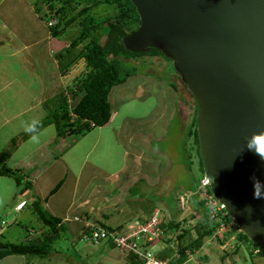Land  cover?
<instances>
[{
  "label": "crops",
  "instance_id": "1",
  "mask_svg": "<svg viewBox=\"0 0 264 264\" xmlns=\"http://www.w3.org/2000/svg\"><path fill=\"white\" fill-rule=\"evenodd\" d=\"M39 2L41 0H0V132H6L5 129L13 126L12 122L21 119L27 112L35 111L34 114L47 118L49 112L58 109L63 103L70 101L73 107L74 102H79L80 99V93L75 94L77 90H71L75 80H64L65 77H70L68 73L71 69L62 73L59 64V57L70 44V38H65V33L63 36L53 35L51 26L46 23L50 20L44 19L43 12L39 11ZM44 59H48L50 69L43 62ZM44 66L48 74L45 80L50 79L46 81V86L41 82ZM146 73L140 75L146 76ZM160 82L161 79L150 77L147 80L141 77L140 80L135 78L133 82L128 80L124 85L114 87L109 97L112 106L110 120L105 125L93 126L88 132L77 137L59 136L55 124L35 127L39 122L31 126L30 129L37 128L34 132H26L24 135L23 132H11L10 137H14L15 142H18L13 145L8 157L3 158L0 168L17 170L23 181L30 186L22 190L25 184L19 185L15 177L10 176L12 180L7 178V175H0V200L8 193L9 198L5 197V200L16 201L14 210L17 213L26 208L31 200L29 211L36 219L39 216L33 204L38 201L51 216L61 220L60 232L65 229V222H68L67 227L73 236L82 235L90 222H98L97 224L101 225V219H105V216L114 210L118 215L128 212L126 219L130 220L148 215L150 206L143 210L127 202L134 200L136 195L138 199L141 198L135 191V186L141 181L155 187L152 192L155 197L148 193L147 200L170 202L162 196L163 190L157 191L160 187V177H164L163 164L166 167L164 170L169 169L170 173L175 167L171 168L174 162L167 156V145L163 148L159 142L169 135V119L171 123L175 122L176 118L179 120L181 134L186 127L183 122L190 119L193 124L192 111L195 106L191 105L183 92L181 79L172 77L167 82ZM152 86H159V91H163L160 94L164 105H161L160 109L158 106L155 108L156 103L151 99ZM53 101H56L57 105ZM147 101L150 106L144 113L135 110L120 112L122 102L125 105L137 102L142 107ZM182 104L188 109L193 107L187 119L180 112ZM164 108H168V113ZM165 117L166 122L160 123ZM4 137L3 141H6L8 135L5 134ZM178 145L180 146V143ZM192 158L188 157V162L191 163L188 168L190 172L194 164ZM15 194H20V197L15 198ZM117 199L121 200L120 203L114 202ZM22 202L26 204L19 208L18 205ZM5 209V205H0V211ZM110 216L112 218V215ZM122 220L121 217L120 221ZM107 223L114 225L111 221ZM6 224L11 225V221ZM42 225V230L47 233L45 238L32 231L31 234L35 236L27 233L19 242H49L53 238L58 239L57 232L47 225ZM2 229L0 225V237L3 236ZM54 243V250L48 258L7 255L0 259V264H72V255L61 244L58 245L57 241L55 245Z\"/></svg>",
  "mask_w": 264,
  "mask_h": 264
},
{
  "label": "water",
  "instance_id": "2",
  "mask_svg": "<svg viewBox=\"0 0 264 264\" xmlns=\"http://www.w3.org/2000/svg\"><path fill=\"white\" fill-rule=\"evenodd\" d=\"M131 1L140 24L124 46L173 62L196 104L206 181L264 248V0Z\"/></svg>",
  "mask_w": 264,
  "mask_h": 264
},
{
  "label": "trees",
  "instance_id": "3",
  "mask_svg": "<svg viewBox=\"0 0 264 264\" xmlns=\"http://www.w3.org/2000/svg\"><path fill=\"white\" fill-rule=\"evenodd\" d=\"M47 4L48 11H45L39 5V11L44 12L43 18L51 21L56 19L57 21L51 26L52 33L55 36H63L64 33L69 35L75 34L74 40L67 46L65 52L59 57V64L62 73H65L74 65L78 60L85 59L87 63V72H82L81 76L74 81L71 90L75 91V94L80 93L79 102L73 107L68 102H65L58 109L49 112L47 118L39 123L37 127L55 124L57 133L59 136L75 135L76 137L88 132L93 126L105 125L111 118L112 106L109 100L110 93L114 87L124 85L131 77H135L139 72H148V68L145 63H137L135 60L144 56H162L165 57L161 51L152 49L148 52H132L128 50L123 44V38L135 30L140 24V17L137 12V8L131 0H85L90 6L84 7L76 14L71 15L67 20L66 16L77 9V5H73V2H81V0H42ZM61 4L58 6V2ZM111 4L115 7V12L104 16L103 20L98 21L92 13V9L99 6V4ZM117 10V11H116ZM74 29L68 30L65 27L62 28V24L65 21V26H72L75 22L78 23ZM78 26V27H77ZM76 29V30H75ZM69 31H74L70 33ZM78 33V36H77ZM77 36V37H76ZM105 40L103 41V39ZM80 44L83 46L81 47ZM167 58V57H165ZM135 59V60H133ZM169 59V58H168ZM132 60V61H130ZM135 61V64L140 67H133L129 62ZM178 73V72H177ZM179 74V73H178ZM179 78L180 74H179ZM183 82V81H182ZM183 84H185L183 82ZM186 85V84H185ZM187 86V85H186ZM195 104V103H194ZM196 107V104L194 105ZM194 107V110H195ZM72 108V110H71ZM72 113L75 115L73 117ZM196 114V111H195ZM196 119L193 121V125L190 128L189 137H193L195 144L198 147V153L200 156V169L204 172L203 160L200 155V141L198 135V122L197 114ZM41 124V126H40ZM94 124V125H92ZM69 134V135H67ZM187 167H191V163L187 164ZM0 175H7L15 177L19 185H24L22 190H25L30 184L23 181V177L20 176L17 170L11 168H0ZM208 191L213 194L209 184H207ZM190 191V189H186ZM153 191H151L152 193ZM191 192V191H190ZM199 194L194 191V194L190 197V202L195 208L193 217H197L196 223L193 228L183 229L182 227L186 223L184 219H179L180 206L179 198L175 197L172 203L167 200V204L152 202L147 206H150L148 215L151 214L154 207H158L166 213V220L163 222L162 227L166 232L175 233L176 230H183L182 233L177 236L173 241L172 238L169 242L178 241V249L181 251L182 258L177 260V264H182L188 258L186 250H190L192 253H197L204 245L205 239L211 238L215 235L220 227L222 221L225 223H233V219L222 210L219 212L221 216L220 221L214 220L211 217L210 206L206 200L200 199ZM152 196L155 197L154 193ZM173 198V196H172ZM160 202V201H158ZM34 209L38 213L39 220L50 227L55 233L59 232L62 228V222L59 218L51 216L38 201H34ZM202 210V211H201ZM169 215V218H167ZM106 220L111 216L106 215ZM143 220L144 218H139ZM132 220V219H131ZM102 227L107 229H121L125 222L112 225L102 220L99 222ZM233 229L225 232L224 237L220 238V241L224 243L229 237L236 235V244L234 247V253L241 255L245 258V253L242 250H246L251 258L264 254V249L259 253H255V248L260 247V243L254 242L249 239V236L239 229L235 224L232 225ZM194 229L196 237L191 234V230ZM56 233V234H57ZM50 240V239H49ZM238 240L241 241V245H238ZM253 244V245H252ZM111 245V244H109ZM8 247L7 250L0 251V259L7 255H26L30 257L48 258L53 252V246L46 242V240L35 241L28 240L20 243L2 242L0 241V247ZM245 246V249H243ZM111 247H114L111 245ZM175 248H167L164 251L159 252L160 257L164 258L166 255L174 252ZM227 253V252H226ZM229 253V252H228ZM202 255L201 259L205 262L209 260V257ZM252 260V259H251ZM127 261L129 264H143L139 261L138 255L128 254ZM252 264H257L256 261H252Z\"/></svg>",
  "mask_w": 264,
  "mask_h": 264
},
{
  "label": "rangeland",
  "instance_id": "4",
  "mask_svg": "<svg viewBox=\"0 0 264 264\" xmlns=\"http://www.w3.org/2000/svg\"><path fill=\"white\" fill-rule=\"evenodd\" d=\"M58 2V6L61 4V2ZM39 5L42 7V9L45 11H48L47 8V4L45 2H43L41 0V2H39ZM73 5H77V9L74 10L73 12H71L70 14H68L65 18V20H67L71 15L76 14L78 11L82 10L84 7L86 6H90V4H88L85 0H81V2H73ZM117 11V10H116ZM43 12V13H44ZM115 12V7L112 6L111 4H99L98 7L93 8L92 9V13H94L95 17H98L97 20L98 21H102L104 18V16H107L108 14L114 13ZM42 14V13H41ZM55 21H53V23H55L57 20L54 19ZM78 23L75 22L74 25L72 26H65V21L62 24V28H66L68 30H72L75 28V26L78 24L79 25V19H77ZM51 22V21H50ZM47 25H49L48 21L46 22ZM78 27V26H77ZM76 30V29H75ZM70 33H74V31H69ZM74 36L75 34L69 35V33H67V35H65L64 37L69 39V43H71L72 40H74ZM78 36V33H77ZM76 36V37H77ZM63 37V38H64ZM105 40V38L103 39V41ZM80 46L82 47L83 45L80 44ZM135 60V59H133ZM132 61V60H130ZM137 63H145L147 66V70L149 73H146V76L144 75H140L141 72H139V74L135 77H131L129 79V82H133V80L136 78V80H140L141 77L146 78L147 80L150 79V77L152 79H156L159 80L161 79V82H167L169 81L172 77L173 78H177L178 80L179 78V74L177 73V71L175 70V66L173 65V62L165 57L162 56H144V57H140L138 59L135 60ZM135 61L129 62L131 65H133V67H140L142 68V66H137V64H135ZM44 63H46L48 65V68L50 69V63L48 62V59H44L43 61ZM45 67V66H44ZM71 71L68 73L70 75V77H65L64 80L66 82L68 81H73V80H77L78 77L82 72H87V63L85 61V59H81L80 61L78 60L76 62V65H74L73 67L71 66ZM145 73V72H142ZM67 74V75H68ZM81 76V75H80ZM150 76V77H149ZM48 77L47 74V70L45 67V70L43 71V80L41 81L43 83L44 86H46V81H49L50 79L47 78L45 80V78ZM74 78V79H73ZM132 79V80H131ZM56 82V81H55ZM160 82V83H161ZM74 84V82H73ZM173 84V82H172ZM180 86L183 88V92L185 93V95L187 96V98L190 100L191 105L193 106L194 104V99L191 95V93L188 91V88L185 84L180 83ZM152 93H151V99L154 103H156L155 108L157 107L158 109H160L161 105H164L162 103V94H160L163 91H159V86H152ZM56 100V99H55ZM59 100V99H57ZM56 105L57 102L53 101ZM60 102V101H59ZM77 100L74 102V105L76 104ZM150 102L147 101L144 103V105H142V107H140L138 105L137 102H134L132 105H125L123 102L120 104V106L122 107V109L120 110V112L125 113V110L127 111H131L132 112L135 110L137 112L140 113H144L145 111H147L146 109L150 106L149 104ZM73 105V106H74ZM118 107V105H116ZM169 106H171V104H169ZM126 108V109H125ZM132 108V109H131ZM193 108V107H192ZM192 108L188 109V107H184V104L181 105L180 108V112L181 114L184 116L185 119H187L186 117H188V114L192 111ZM166 110V112L168 113V108H164ZM28 114H24L22 115L21 119H17L15 122L13 123V126L10 125L6 130V132H0V141L2 143V146H0V163L2 162L3 158L8 157V155L10 154V152L13 150V145L16 144V142H18L16 140H14V137H10V135L12 136L11 132H23L22 135H24V133L26 132H34L37 128L35 129H30L31 126L35 125L36 123H41L42 121L45 120V118L42 117V115H36L34 113H36L35 111H31V112H27ZM152 113L154 114V109H152ZM156 114V112H155ZM169 116V114H168ZM196 114H193V121L196 119ZM170 118V116H169ZM168 118V119H169ZM184 118L182 121H184ZM43 119V120H42ZM167 117L162 118L160 123L163 124V122H166ZM41 121V122H40ZM38 123V124H39ZM169 123V127H168V131L169 135H166V137L161 140L159 143L162 144L163 148H165L166 146V151H167V156L169 158H171V162L173 163V166H171V168L175 167L172 172L170 173L169 169H165L164 167L165 165L163 164V175L164 177H160L161 181H160V187L158 189L157 192H161V190H163L162 192V196L166 197L168 199H172L171 203L174 200V198L176 197V193H177V197L179 198V206H180V215H179V219L184 221L186 220V223L184 224V226L182 227L184 230L185 229H190L191 227L193 228L194 223H196L197 217H193V213L195 212V208L192 206L191 202H190V198L188 199V202L184 203V207L182 206V198H187V196H192L191 192H196L198 193L200 199L203 198V196H205V194H209V192L207 191V188L204 187V172L202 171V169H200V156L198 153V147L195 144V142H193V139H190L189 135H190V126H191V120L188 119L185 123V128L183 129V132L181 134V127H180V122L179 120L176 118L175 122L173 121L171 123V119H169V121L167 122V125ZM37 124V125H38ZM193 125V124H192ZM41 126V124H40ZM183 127V126H182ZM30 129V130H29ZM30 132V133H31ZM5 134L8 135V139H6V141H3V139L5 138ZM159 143L157 144V147L159 148ZM178 143H180V146L178 145ZM186 148V151H185ZM184 150V151H183ZM192 156V161H193V166H192V171L190 172L188 170V167L186 166V163L188 162V157ZM170 167V166H169ZM4 168H9V167H4ZM166 168V167H165ZM15 170V169H14ZM157 170V169H156ZM170 173V174H169ZM169 175V176H168ZM10 176H7V178ZM13 177V176H12ZM10 177L12 180L13 178ZM154 182V181H152ZM5 184H8V182H5ZM5 184H3V186H5ZM7 188V186H6ZM155 187H151L149 185H147V182H139V184L137 186H135V191L136 193H138V196L141 198H137L135 196L134 200L131 201H127L129 202V204H133L135 207H140L144 210V208L152 203V202H157V203H161L162 205H166L163 204L165 202H158V201H153V200H147V198H149V194L151 193V191H154ZM186 189H190V191H185ZM179 191V192H178ZM183 191V192H182ZM181 192V193H180ZM3 192H1L2 194ZM120 194V193H119ZM173 196V198H172ZM6 198H9L8 193L5 195ZM5 197H3L4 199L0 200V205H5L6 209L4 211H0L1 213V219H0V225H1V229L2 226V234L3 236L0 237V241L2 242H11V243H20L19 241H21V238L27 234L30 233L32 231L37 232V235H41L43 238H45V233L44 230H42L44 228V226L42 225L43 223L38 221V219H36V216L34 214L31 213V211H29V206L32 205V201L29 200V205L24 208L21 212H16L14 210V206L16 204V201L12 200V199H6ZM20 194H15V198H19ZM153 198V197H151ZM10 201V202H8ZM120 199L114 200V202H119L120 203ZM113 203V202H110ZM167 203V202H166ZM114 204V203H113ZM128 204V205H129ZM214 201L213 203L209 202V208L211 210V217L214 218L215 222L216 221H220L221 216L219 215V210H215L214 208ZM133 206V207H134ZM114 209V207H113ZM121 210V209H120ZM141 211V209H139ZM202 211V210H201ZM11 214V215H10ZM128 212H122L121 215H118V213H115V210L113 211V213H110V215H112L111 220H105L104 217L103 219H101L103 222H113L114 225H118L119 223H123L125 222V224L123 225V227H126V224L129 222H132L138 218H134L132 220L130 219H126L128 217ZM143 216L145 215V213H142ZM6 215V216H5ZM129 215H131L129 213ZM121 217L123 218V220L125 219V221H120ZM109 218V219H110ZM143 218H146L143 217ZM167 218H169V215H167ZM4 221V224H3ZM8 221H11V225H7L6 223ZM18 221V222H16ZM20 222V224H19ZM67 223L65 222V229L62 230V232H58L57 233V237L53 238L52 240L49 241V244L53 246V242L57 244H61L62 247L68 251L69 254L72 255V264H129L127 261V256L128 254H126L122 249L120 248H116V247H111V245L102 242V243H98V244H94L92 242H88L86 241L83 236H76V239H74L75 236H73L70 232H69V227H67ZM95 223V222H94ZM98 223V222H97ZM95 223V224H97ZM116 223V224H115ZM234 223H225L224 221H222L220 227L218 228L217 231V237H209L207 239H205L204 242V246L203 248L199 251V255H206L209 257V260L207 262H205V264H252V261H256L257 264H264V254H260L258 256H256L254 259L251 258L248 254V252L246 250H242L244 251V255L245 258H243L241 255H236L234 253V245L236 244L235 241V234L231 237H229V239H227L224 243H222L220 241V238L224 237L225 232L229 231L230 229H233V225ZM100 226V225H98ZM30 231H29V230ZM46 229V228H45ZM183 230H176L175 233H171L169 234V239L172 238V241L179 236L182 233ZM184 232V231H183ZM191 232H194V229L191 230ZM33 236H35V234H31ZM74 241V242H73ZM176 241V240H175ZM54 243V245H55ZM238 245H241V241L238 240ZM57 246V245H56ZM175 246H177V243L175 244ZM242 246V245H241ZM57 248V247H56ZM243 249H245V246H243ZM227 252V253H226ZM229 252V253H228ZM36 259V257H35ZM252 259V260H251ZM66 264H71L70 262H67Z\"/></svg>",
  "mask_w": 264,
  "mask_h": 264
},
{
  "label": "built area",
  "instance_id": "5",
  "mask_svg": "<svg viewBox=\"0 0 264 264\" xmlns=\"http://www.w3.org/2000/svg\"><path fill=\"white\" fill-rule=\"evenodd\" d=\"M49 26H52L53 21H49ZM204 181V187L207 184L206 179ZM190 198H182V206ZM204 199L208 200V203H213L214 209L222 211L224 205L217 202L213 196L205 194ZM186 202V203H187ZM184 207V206H183ZM166 220V213L160 208H155L152 213L144 218L143 220L137 219L127 224L125 228L117 229H106L97 226L92 223H88L86 226L89 231L85 232L83 238L94 244L108 242L114 246L122 249L125 253L136 254L141 260H146V264H173L179 258L178 241L169 242V232L162 227L163 222ZM160 246L161 249L166 247L175 248V253L172 258L166 260H160L156 257L153 252L154 247ZM188 258L183 261L182 264H199L198 258L194 259L192 252L186 250Z\"/></svg>",
  "mask_w": 264,
  "mask_h": 264
},
{
  "label": "clouds",
  "instance_id": "6",
  "mask_svg": "<svg viewBox=\"0 0 264 264\" xmlns=\"http://www.w3.org/2000/svg\"><path fill=\"white\" fill-rule=\"evenodd\" d=\"M188 88V87H187ZM189 90V89H188ZM190 92V91H189ZM192 95V94H191ZM193 97V96H192ZM194 99V98H193ZM71 102H72V99H71ZM195 102V101H194ZM69 104H71L70 103V101H69ZM71 107H72V105H71ZM71 110H72V108H71ZM195 110H196V107H195ZM196 114H197V112H196ZM72 115L75 117V115L72 113ZM92 125H94V124H92ZM206 179V177L204 176V180ZM207 180V179H206ZM207 184H208V181H207ZM207 184H206V188H207ZM207 191H208V188H207ZM209 192V191H208ZM191 194L193 195L194 194V192H191ZM209 194H210V192H209ZM211 196H213V198L217 201V202H219L216 198H215V196H214V194H210ZM202 200H206V199H204V198H202ZM207 201V203H208V200H206ZM220 203V202H219ZM26 204V202H22V203H20L19 205H18V207L19 208H22L24 205ZM220 204H222V203H220ZM208 205H209V203H208ZM224 205V204H223ZM154 210V209H153ZM224 210H225V205H224ZM225 212H226V210H225ZM152 213V212H151ZM227 213V212H226ZM147 216H149V215H146V217ZM184 219V218H183ZM135 221V220H134ZM182 221V220H181ZM91 223V222H90ZM129 223H131V222H129ZM129 223H127V224H129ZM233 223L237 226V224L235 223V221L233 220ZM93 224V223H92ZM95 224V223H94ZM126 224V225H127ZM195 224V223H194ZM95 225H97L98 226V224H95ZM100 227H102L101 225H100ZM103 228H105V227H103ZM124 228V227H123ZM123 228H121V229H123ZM107 229V228H106ZM240 229V228H239ZM117 230H119V229H117ZM241 230V229H240ZM87 231H89V228H86V231L85 232H87ZM242 231V230H241ZM84 232V233H85ZM84 233L82 234V235H80V236H83L84 235ZM169 234H171V232H169ZM191 234H193V236H197L196 235V232H195V230H194V232H192ZM216 235H217V232H216ZM214 237H215V235H214ZM235 239H236V235H235ZM249 239H250V237H249ZM253 240V239H252ZM254 242H257L256 240H253ZM105 243H107V244H110V243H108V242H105ZM258 243V242H257ZM111 245H113V244H111ZM253 245V244H252ZM114 246V245H113ZM204 246V245H203ZM114 247H116V246H114ZM117 248V247H116ZM168 247H166V248H164V249H161V247L160 246H157V247H154V249H153V252H155V254H156V257L158 258V259H160V260H166V259H168V258H172V256H173V254L175 253V251L174 252H172V253H170L169 255H166L164 258H162V257H160V255H159V252H161V251H164V250H166ZM169 248H172V247H169ZM203 248V247H202ZM201 248V249H202ZM263 247L261 246V244H260V247H257V248H255V253H259L260 252V250L262 249ZM200 249V250H201ZM264 249V248H263ZM262 249V250H263ZM199 250V251H200ZM199 251L197 252V253H192L193 254V258L194 259H196V258H198L199 259V261H200V263L199 264H205V261L203 260V259H201V257H202V255H199ZM191 252V251H190ZM179 258H177V260H180L183 256H182V254H181V251L179 250ZM127 254V253H126ZM129 254V253H128ZM260 254H262V253H260ZM138 259H139V261H141V262H143V264H146V260H141L139 257H138ZM173 264H177V262L175 261ZM179 264V263H178Z\"/></svg>",
  "mask_w": 264,
  "mask_h": 264
},
{
  "label": "flooded vegetation",
  "instance_id": "7",
  "mask_svg": "<svg viewBox=\"0 0 264 264\" xmlns=\"http://www.w3.org/2000/svg\"><path fill=\"white\" fill-rule=\"evenodd\" d=\"M195 111H196V110H194V111H192V112H194V114H195Z\"/></svg>",
  "mask_w": 264,
  "mask_h": 264
},
{
  "label": "bare ground",
  "instance_id": "8",
  "mask_svg": "<svg viewBox=\"0 0 264 264\" xmlns=\"http://www.w3.org/2000/svg\"><path fill=\"white\" fill-rule=\"evenodd\" d=\"M196 112H197V110H196ZM198 127V126H197ZM198 129V128H197Z\"/></svg>",
  "mask_w": 264,
  "mask_h": 264
}]
</instances>
